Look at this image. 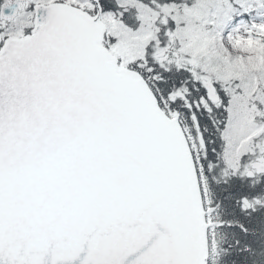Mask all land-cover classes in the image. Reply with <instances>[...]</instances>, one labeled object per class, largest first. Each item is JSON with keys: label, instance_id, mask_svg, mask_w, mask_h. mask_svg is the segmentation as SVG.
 I'll use <instances>...</instances> for the list:
<instances>
[{"label": "snow or ice", "instance_id": "obj_1", "mask_svg": "<svg viewBox=\"0 0 264 264\" xmlns=\"http://www.w3.org/2000/svg\"><path fill=\"white\" fill-rule=\"evenodd\" d=\"M0 264H264V0H0Z\"/></svg>", "mask_w": 264, "mask_h": 264}]
</instances>
